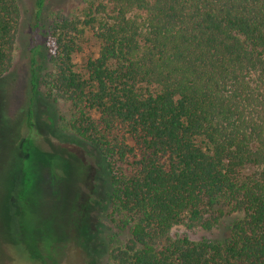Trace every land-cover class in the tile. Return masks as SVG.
Instances as JSON below:
<instances>
[{"label": "trees", "instance_id": "1", "mask_svg": "<svg viewBox=\"0 0 264 264\" xmlns=\"http://www.w3.org/2000/svg\"><path fill=\"white\" fill-rule=\"evenodd\" d=\"M32 1L27 121L37 94L70 103V133L58 130L95 152L81 166L99 215L122 217L123 242L92 236L87 263L96 253L111 264H264V0ZM20 24L18 0H0V78ZM14 148L71 184L64 157ZM231 216L221 240L168 236Z\"/></svg>", "mask_w": 264, "mask_h": 264}, {"label": "rangeland", "instance_id": "2", "mask_svg": "<svg viewBox=\"0 0 264 264\" xmlns=\"http://www.w3.org/2000/svg\"><path fill=\"white\" fill-rule=\"evenodd\" d=\"M73 1L62 0L55 5L70 8ZM18 2L21 24L17 49L10 71L0 78V264H88L85 245L92 236L94 240L100 234L109 235L110 248L123 242L125 235L117 229L122 217L112 214L110 209L99 215L104 203L90 196L93 170H85V166L91 167L95 152L58 130L70 133L69 124L74 116L70 103L60 100L51 105L37 94L38 104L32 109L30 122L27 121L33 95L24 52L30 42L34 4L32 0ZM83 61L81 56L74 58L77 64ZM91 115L98 118L97 114ZM27 143L62 156L75 166L71 184L64 173H48L42 168L35 154L31 160L18 158L14 147L21 149ZM117 167L125 173L130 169L128 162ZM7 194L13 195L17 204L6 202ZM234 220V216L225 218L210 231L176 226L168 236L221 240ZM93 255L97 264H111L107 256L98 260L99 256Z\"/></svg>", "mask_w": 264, "mask_h": 264}]
</instances>
